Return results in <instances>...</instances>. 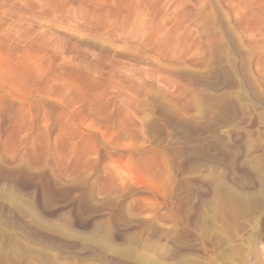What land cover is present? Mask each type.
Masks as SVG:
<instances>
[{"label": "rangeland", "instance_id": "rangeland-1", "mask_svg": "<svg viewBox=\"0 0 264 264\" xmlns=\"http://www.w3.org/2000/svg\"><path fill=\"white\" fill-rule=\"evenodd\" d=\"M263 105L264 0H0V174L62 211L0 184L4 213L59 242L2 214L0 264H264ZM182 125L216 156L188 155ZM74 211L88 230L102 214L95 233ZM148 226L185 236L183 256L149 250Z\"/></svg>", "mask_w": 264, "mask_h": 264}, {"label": "bare ground", "instance_id": "bare-ground-1", "mask_svg": "<svg viewBox=\"0 0 264 264\" xmlns=\"http://www.w3.org/2000/svg\"><path fill=\"white\" fill-rule=\"evenodd\" d=\"M225 53H226V51H224ZM223 52V53H224ZM229 55V54H228ZM220 58L221 59H223V56L222 55H220ZM225 59H227L228 60V57L227 58H225ZM214 60V59H213ZM226 62V61H225ZM215 63V62H214ZM232 63H233V59H232ZM231 66V65H230ZM226 69V68H225ZM232 70V69H231ZM220 71H223V69L222 68H220ZM223 74H224V78H225V81H232L233 80V73L232 72H229V71H224L223 72ZM235 74V73H234ZM217 75V74H216ZM203 78V77H202ZM217 78V77H216ZM199 79V78H198ZM219 79V78H218ZM238 79V78H237ZM196 81V80H195ZM201 82H202V80H200ZM215 82H213V83H216V80H214ZM221 81V80H220ZM207 82V81H206ZM219 82V81H218ZM217 82V83H218ZM236 82V81H235ZM200 83V82H199ZM198 83V84H199ZM203 83V82H202ZM205 83V82H204ZM212 83V82H211ZM231 83V82H230ZM222 84V83H221ZM208 85V84H207ZM218 85H219V83H218ZM228 85H231V84H228ZM228 85H227V87H228ZM235 85H237V84H235ZM234 85V86H235ZM213 85H211V87H212ZM216 86V85H215ZM226 86V85H225ZM208 87V86H207ZM219 87V86H218ZM230 87V86H229ZM232 87V86H231ZM236 87V86H235ZM237 87H238V85H237ZM210 88V87H209ZM215 87H213V89H214ZM217 89H219L220 90V88H217V86H216V89L215 90H217ZM223 89V88H222ZM231 89V88H230ZM224 90V89H223ZM220 92V91H219ZM231 94V93H230ZM218 103H220L219 101H217ZM223 103V102H222ZM228 106L230 107V113H231V120H235V118H236V116L238 115V105L237 104H235L234 102H232V101H228ZM262 108L264 109V105L262 106ZM28 110V109H27ZM241 115V114H240ZM225 116V115H224ZM239 116V115H238ZM223 118H225V117H223ZM228 118V117H227ZM46 119V118H45ZM49 119V118H48ZM222 119V117L220 118V120ZM230 119H229V121H230ZM245 119V118H244ZM240 120V119H239ZM238 120V121H239ZM241 120H243V119H241ZM38 121V120H37ZM45 121V120H44ZM217 121H219V120H217ZM226 121V120H225ZM225 121H223L222 120V122H225ZM228 121V122H229ZM237 121V120H236ZM36 122V121H35ZM215 122V121H214ZM232 122V121H231ZM234 122V121H233ZM49 123V122H48ZM217 123V122H216ZM226 123V122H225ZM241 123V122H240ZM244 123V122H243ZM47 124V123H46ZM218 124H220V122L218 123ZM222 124V123H221ZM228 124H230V123H228ZM234 124H236V123H234ZM242 124V123H241ZM34 125V124H33ZM215 125V124H214ZM213 124H212V127L214 126ZM227 125V124H226ZM240 125V124H239ZM32 126V125H31ZM42 126V125H41ZM208 126V125H207ZM55 127V126H54ZM57 127V126H56ZM204 127V126H203ZM205 127H206V125H205ZM211 127V126H210ZM238 127V126H237ZM59 128V127H58ZM208 128V127H207ZM216 128H217V126H216ZM225 128V127H224ZM50 129V128H49ZM31 130V129H30ZM57 130V129H56ZM197 130V129H196ZM196 130H192L190 127H186V126H183L182 125V132H183V134L187 137V138H189V140H190V143L191 144H193L192 145V150H190V151H188L187 152V154L188 155H191V157L193 156V155H197V154H200L201 152H202V149L203 150H205L204 152H206V154H208V155H213L212 154V152H214L215 153V146H214V143H213V141H211V140H209V139H206V136L203 138L202 137V134L204 133V132H202V134L200 133V130H199V132H197ZM43 131H45V130H43ZM203 131V130H202ZM60 132V131H59ZM75 132V131H74ZM47 133V132H46ZM48 133H49V131H48ZM61 134V133H60ZM213 134V133H212ZM215 134V133H214ZM28 135V134H27ZM57 135V134H56ZM203 135H205V134H203ZM246 135V134H245ZM37 136V135H36ZM225 136V135H224ZM240 136V135H239ZM76 137V136H75ZM211 137V136H210ZM209 137V138H210ZM57 138V137H56ZM208 138V137H207ZM216 138V137H215ZM233 138V137H232ZM237 138V137H236ZM229 139V138H228ZM23 140V139H22ZM61 140V139H60ZM236 140V139H235ZM238 140V139H237ZM41 141V140H40ZM240 143H242V142H240ZM78 144V143H77ZM238 144V143H237ZM239 146H240V144H239ZM200 147H201V150H200ZM203 147V148H202ZM242 148V147H241ZM96 149V148H95ZM98 149V148H97ZM246 149V148H245ZM249 149V148H248ZM188 150V149H187ZM241 150V149H240ZM262 150V149H261ZM260 151V150H259ZM258 151V152H259ZM216 153H217V151H216ZM250 153V152H249ZM95 154V153H94ZM179 154V153H178ZM204 154V153H203ZM218 155V154H217ZM240 155V154H239ZM242 155V154H241ZM259 155V154H258ZM185 156V155H184ZM206 156V155H205ZM214 156V155H213ZM216 156V155H215ZM214 156V157H215ZM236 156H238L237 154H236ZM256 156V155H255ZM193 157H196V156H193ZM235 156H233V158H234ZM259 157H261L260 155H259ZM110 158H112V157H110ZM178 158V157H177ZM184 158V157H183ZM188 158V157H187ZM206 158V157H205ZM211 158V157H210ZM210 158L208 159V160H210ZM236 158V157H235ZM243 158V157H242ZM116 159V158H115ZM181 159H182V157H181ZM215 159H217V158H215ZM236 159H238V158H236ZM252 159H254V158H252ZM111 160H113V159H111ZM187 160V159H186ZM193 160V159H192ZM212 160V159H211ZM210 160V161H211ZM222 160V159H221ZM240 160V159H239ZM188 161V160H187ZM186 161V162H187ZM195 161V160H194ZM241 161V160H240ZM110 162V161H109ZM212 162V164H215V162H214V159L211 161ZM253 162V161H252ZM185 163V162H184ZM183 163V164H184ZM188 163V162H187ZM223 163H225V162H223ZM221 164H222V162H221ZM257 164V163H256ZM186 165H189V164H186ZM219 165V164H218ZM226 165V164H225ZM222 166V165H221ZM224 166V165H223ZM238 166V165H237ZM182 167H184V166H182ZM181 167V168H182ZM191 167V166H190ZM215 167V166H214ZM185 168V167H184ZM240 168V167H239ZM238 168V169H239ZM190 169H192V168H190ZM184 170H186V169H184ZM117 171V170H116ZM188 171V170H187ZM16 172V171H15ZM189 172V171H188ZM32 175V174H31ZM249 175V174H248ZM27 177V178H26ZM24 176L23 174H21V173H13V174H11V173H1L0 174V184L2 185V184H8L9 186H11V187H15V188H17L18 189V191H20L21 193H23V194H21V196H26L28 199H29V201L32 203V202H35L37 205H38V208H39V214L42 216V217H55V216H58L59 215V213L61 212L62 213V211L60 210H56L55 208H53L51 205H42L41 203H43V202H41L40 203V200H41V197H40V194H39V191H38V188H37V186L36 185H34V183H35V179L32 177V178H30V177H28V176ZM120 177V176H119ZM121 178H123L122 176H121ZM34 180V181H33ZM121 180V179H120ZM205 181V180H204ZM252 181V180H251ZM199 182V181H198ZM206 182V181H205ZM250 182V181H249ZM208 183V182H207ZM213 183V182H212ZM211 183V184H212ZM215 183V182H214ZM255 183V182H254ZM36 184V183H35ZM206 184V183H205ZM210 183H209V185H211ZM246 184H249V183H246ZM208 185V186H209ZM214 185V184H213ZM256 185V184H255ZM3 186V185H2ZM215 186V185H214ZM246 186H249V185H246ZM253 186V185H252ZM251 186V187H252ZM1 187V186H0ZM201 187H202V185H201ZM204 187V186H203ZM202 187V188H203ZM250 187V186H249ZM253 187H255V186H253ZM201 188V189H202ZM205 188V187H204ZM203 188V189H204ZM210 189L212 188L211 186L209 187ZM245 188V187H244ZM248 188V187H247ZM12 189V188H11ZM208 189V188H207ZM252 189V188H251ZM239 190V189H238ZM197 191V190H196ZM242 191V190H241ZM252 191H253V189H252ZM251 192V191H250ZM260 192V190H259V188L257 189L256 188V190L254 189V191L252 192L254 195H256V194H258ZM78 193H80L79 192V190H77V188L76 189H74L73 191H72V194H78ZM247 193V192H246ZM249 193V192H248ZM195 194V193H194ZM240 194V193H239ZM232 195V194H231ZM246 195V194H245ZM20 196V195H19ZM80 196V195H79ZM78 196V197H79ZM171 197V196H170ZM169 197V198H170ZM229 197H231V196H229ZM246 197H247V195H246ZM248 197H249V195H248ZM22 198H24V197H22ZM238 198V197H237ZM77 199V198H76ZM256 200V199H255ZM71 201V200H70ZM252 201V200H251ZM24 202V201H23ZM27 202V201H26ZM69 202V201H68ZM34 203V204H35ZM73 203V202H72ZM33 204V203H32ZM36 204H35V206H36ZM56 205H58V204H55V206ZM2 206V205H1ZM1 206H0V216H2V214H4V218L7 220V221H9L10 223H13L18 229H20V230H22L31 240H32V242H34L35 241V243L36 242H40V243H42V245L44 244V245H46V246H53V244H54V242H55V240H53V242H52V240H50V239H44L43 237H45V236H43V237H41L39 234H37V233H35V231L33 232V231H31V229H30V227L27 225V223L25 222V221H23L22 219H21V217H15V216H13L12 215V212L10 211H7L8 210V208H7V212L6 213H4L3 211H2V209H1ZM65 207V206H64ZM68 207V206H67ZM73 207H74V205H73ZM89 207V206H88ZM38 208H37V210H38ZM191 208H193V205H192V207ZM195 208V207H194ZM95 209V208H94ZM93 209V210H94ZM189 209L190 208H188V211H189ZM10 210V209H9ZM72 210V209H71ZM90 210V209H89ZM111 210V209H110ZM113 211H115V210H113ZM200 211V210H199ZM75 212V211H74ZM103 212V211H102ZM110 212H112V210L110 211ZM195 212H197V211H195ZM66 213V212H65ZM100 213V212H99ZM191 213L193 214L194 212L193 211H191ZM191 213H189L188 212V214H191ZM67 214V213H66ZM76 216H74L73 218H71V219H69V222H71V226L72 225H74L75 227H74V229L76 228V227H78V228H81L82 230H84L85 232H87V234L88 233H90V234H92V233H95V231L97 230V228H98V225H99V223H100V220H102L101 218H102V214H97L96 215V217H97V220L96 221H94L95 223L93 224V226H91L92 228H90V230H88L89 229V226H90V224L89 225H85V224H83V222H81L80 220H79V218H78V214L75 212L74 213ZM73 214V215H74ZM191 214V215H192ZM64 214H62V216H63ZM107 215V214H106ZM106 215H104V216H106ZM195 215V214H194ZM199 215V214H198ZM72 216V215H71ZM93 216V215H92ZM197 216V215H196ZM119 217V216H118ZM188 217V216H187ZM190 217V216H189ZM109 219H110V226H109V233H114L115 231H117V230H120V226L118 225V220H117V216L115 215V214H113V213H110V216L108 217ZM50 219V218H49ZM108 219V220H109ZM5 220V221H6ZM51 220V219H50ZM83 220V219H82ZM52 221V220H51ZM34 224H35V222H34ZM192 224H194V223H192ZM33 226V225H32ZM34 228V227H33ZM78 228H77V230H78ZM80 229V230H81ZM122 229V228H121ZM148 229L150 230V232H151V237L148 239V241H147V248L149 249V250H152V251H157L158 252V254H169V255H173V256H176V257H181V256H183L182 255V249H180L181 248V246H182V241H184V240H186V239H184L185 238V236H183L182 235V238H180V236H179V234L177 233L178 231L175 229V230H166V231H159V230H157V229H155L153 226H148ZM79 230V232H77V233H74L75 231H73V235L72 236H74L73 238H74V240L76 239V240H78V238H80V240H81V242H82V240L83 239H86L87 237H90V235L88 236L84 231H83V233H82V230L80 231ZM92 232V233H91ZM85 233V234H84ZM149 233V232H148ZM43 235V234H42ZM111 236H115V235H111ZM93 236H91V238H92ZM184 237V238H183ZM47 238V237H46ZM71 239H72V237H71ZM88 239H90V238H88ZM113 239V238H112ZM181 239H184V240H181ZM87 240V239H86ZM65 241V240H64ZM73 241V240H72ZM124 241H125V239H124ZM187 241V240H186ZM75 242V241H74ZM85 242V241H84ZM87 242H89V241H87ZM185 242V241H184ZM59 243V242H58ZM57 243V244H58ZM76 243V242H75ZM75 243H69V242H65V243H63V245H62V243H60V245H62L61 247H63V248H61L60 246H56V248H58V247H60L61 249H63V250H66V251H75V252H78L77 250H75V249H77V246H76V244ZM83 243V242H82ZM56 244V243H55ZM54 244V245H55ZM56 244V245H57ZM86 244V243H85ZM40 245V244H39ZM43 245V247H45ZM78 245V244H77ZM83 246V245H82ZM47 247V248H48ZM51 247H49V248H51ZM55 247V246H54ZM186 247V246H185ZM53 248V247H52ZM55 248V249H56ZM59 249V248H58ZM80 249V248H79ZM81 249H83V247L81 248ZM89 249V248H88ZM85 250V249H84ZM187 251V250H186ZM88 254L87 255H90L92 252L90 251V250H88ZM189 252V251H188ZM191 252V251H190ZM186 253V252H185ZM85 254V253H84ZM190 254V253H189ZM157 256H159V255H157ZM173 259V258H172ZM178 259V258H177Z\"/></svg>", "mask_w": 264, "mask_h": 264}]
</instances>
